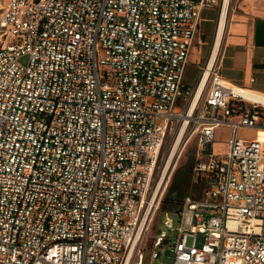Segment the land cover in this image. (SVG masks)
<instances>
[{
	"label": "built area",
	"instance_id": "1",
	"mask_svg": "<svg viewBox=\"0 0 264 264\" xmlns=\"http://www.w3.org/2000/svg\"><path fill=\"white\" fill-rule=\"evenodd\" d=\"M224 4L0 0V264H165V243L170 264H264V140L239 136L264 128V92L225 79L214 43L184 81L203 10L220 20ZM195 136L204 187L166 212L146 259Z\"/></svg>",
	"mask_w": 264,
	"mask_h": 264
},
{
	"label": "crops",
	"instance_id": "2",
	"mask_svg": "<svg viewBox=\"0 0 264 264\" xmlns=\"http://www.w3.org/2000/svg\"><path fill=\"white\" fill-rule=\"evenodd\" d=\"M218 22V7L203 10L200 24L202 42L193 48V60L192 53L190 55V61L198 65L200 73L211 53ZM218 61L225 79L264 92V0L233 1L218 51ZM228 128L226 125L220 126L217 135Z\"/></svg>",
	"mask_w": 264,
	"mask_h": 264
},
{
	"label": "rangeland",
	"instance_id": "3",
	"mask_svg": "<svg viewBox=\"0 0 264 264\" xmlns=\"http://www.w3.org/2000/svg\"><path fill=\"white\" fill-rule=\"evenodd\" d=\"M194 52H195V50H194ZM193 53L191 55L192 60L194 58ZM199 75H200V69H199L198 65L195 64L193 61H190L187 64V68H186V73H185V78H184L185 83L187 85L194 87L197 80H198ZM228 130H229V128L224 129V131L219 132V134L217 135V139L212 144V148L215 152H218V153H226L227 152L228 145H227L226 139L228 137ZM256 135H258V137L260 139H264V128L257 129L255 127H243L239 131V136H241L243 138H253ZM197 146H198L197 136H195L189 142L188 146L186 147L183 154L181 155L176 168L172 172V176H171L169 185L167 187V190L165 192V195L170 189H175L176 187H179L180 190H182V192H181L182 197L187 195L188 193L198 195L202 192V189L204 187L203 184L201 186L200 185L194 186L192 184V172H191V170H192V166L196 160L195 153H196L197 148H198ZM167 149H168V147L165 148V153L162 156V158H163L162 162L164 161V158L166 156ZM165 195H164V197H165ZM166 212H168L170 215H175L174 212H172L171 210H163L162 206H161L157 210V212L154 214L153 221L151 222V224L149 225L148 229L145 232L143 248H144V252L146 255V259H148L149 255H150V251L152 249V239L154 238V236L160 231H164V230H166L168 232L170 231V229L164 224ZM175 223H177L176 218H175ZM173 235L174 234L172 233L171 234L172 238H173ZM191 242H192V238H189V243H191ZM163 247L165 248V252H164L163 256L161 257V262L165 263V264H170L173 262L174 252L170 249V247L168 246V243H165L163 245Z\"/></svg>",
	"mask_w": 264,
	"mask_h": 264
},
{
	"label": "bare ground",
	"instance_id": "4",
	"mask_svg": "<svg viewBox=\"0 0 264 264\" xmlns=\"http://www.w3.org/2000/svg\"><path fill=\"white\" fill-rule=\"evenodd\" d=\"M228 5H229V0H225L223 13L220 17V20L218 22L217 29H216L212 58H214L217 55L219 48L221 46V42H222L224 33H225L226 24H227V16H228ZM257 94H258V92L253 91V98H257L258 97ZM261 140H264V139H261ZM173 157H174V151L171 153V155L167 161V164L165 167V173L167 172L168 168L171 166ZM152 221H153V219H152Z\"/></svg>",
	"mask_w": 264,
	"mask_h": 264
},
{
	"label": "trees",
	"instance_id": "5",
	"mask_svg": "<svg viewBox=\"0 0 264 264\" xmlns=\"http://www.w3.org/2000/svg\"><path fill=\"white\" fill-rule=\"evenodd\" d=\"M182 190H180L179 187H176L175 189H170L165 197L162 200V209L163 210H171L173 211V209H179L180 204L182 202Z\"/></svg>",
	"mask_w": 264,
	"mask_h": 264
},
{
	"label": "water",
	"instance_id": "6",
	"mask_svg": "<svg viewBox=\"0 0 264 264\" xmlns=\"http://www.w3.org/2000/svg\"><path fill=\"white\" fill-rule=\"evenodd\" d=\"M173 211H177V209L175 208V209H173Z\"/></svg>",
	"mask_w": 264,
	"mask_h": 264
},
{
	"label": "flooded vegetation",
	"instance_id": "7",
	"mask_svg": "<svg viewBox=\"0 0 264 264\" xmlns=\"http://www.w3.org/2000/svg\"><path fill=\"white\" fill-rule=\"evenodd\" d=\"M184 198V196L182 197V199ZM183 201V200H182Z\"/></svg>",
	"mask_w": 264,
	"mask_h": 264
}]
</instances>
